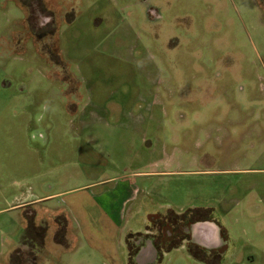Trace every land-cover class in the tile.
<instances>
[{
    "label": "rangeland",
    "instance_id": "1",
    "mask_svg": "<svg viewBox=\"0 0 264 264\" xmlns=\"http://www.w3.org/2000/svg\"><path fill=\"white\" fill-rule=\"evenodd\" d=\"M122 180L134 234L95 197ZM151 245L148 264H264V0H0V264Z\"/></svg>",
    "mask_w": 264,
    "mask_h": 264
},
{
    "label": "crops",
    "instance_id": "2",
    "mask_svg": "<svg viewBox=\"0 0 264 264\" xmlns=\"http://www.w3.org/2000/svg\"><path fill=\"white\" fill-rule=\"evenodd\" d=\"M104 184H107L105 183V180H101L99 182H96L95 186L104 185ZM61 193L62 192H56L48 195L45 194L43 196H33V197L27 195L26 197L24 196L22 198H17V202L12 206L21 210L25 209L26 211L29 212V214H31L33 210L37 211L38 209H42V208H44L42 210H47V209L51 210L52 208H57V205L45 206L44 204L48 201L53 200ZM100 193L101 194L95 197L97 201L102 204L104 210L107 211L106 214L107 215L109 214L111 219L117 221L119 225L123 222L122 220L127 219L126 223L130 231L129 234L137 233L139 230L142 229L143 226H140L139 224H137V222H133V220L136 219L138 212L136 211L131 212V215L127 217L128 216L127 204L131 201L138 199L136 196L137 188H134L131 182L122 180L121 183H119L115 189L109 191L104 190ZM144 223H146L145 219H144ZM196 224L198 225L197 229H200V226L203 224H206L204 226L210 225L209 227L214 225L215 227L213 226L214 227L213 236L214 238H217L219 240L220 238L219 228L217 227L216 224H214V222L205 221V222H197ZM209 229L211 230V228ZM148 248H152V250L155 252V249L152 245ZM145 250L146 249L141 251V254L136 257V259L140 262L139 264H148L150 261L152 262V259L157 255V251L152 254L150 253L151 255H149V258L147 260L145 254L147 253L148 249L146 253H143Z\"/></svg>",
    "mask_w": 264,
    "mask_h": 264
},
{
    "label": "flooded vegetation",
    "instance_id": "3",
    "mask_svg": "<svg viewBox=\"0 0 264 264\" xmlns=\"http://www.w3.org/2000/svg\"><path fill=\"white\" fill-rule=\"evenodd\" d=\"M197 222H202V221H198V220H197V221H194L192 224H196ZM197 228H198V227H197ZM209 228H210V227H209ZM199 233H201V229H199L198 232H197V234H198L199 236H201V242H202V243H199V242H198L199 245H201V246H204V245L208 246V247L211 249L210 251H212V249H215V248H216L215 246H218V245H219V244L216 243L217 241L215 242V238H214L213 235H212V238H211V239L209 238V240H205V241H204V240H203V237H202L203 234H202V233L199 234ZM198 235H196V237H198ZM198 238H199V237H198ZM192 239H193V236H192ZM215 243H216V244H215ZM140 254H141V252L138 253V255H140ZM138 255H137V256H138Z\"/></svg>",
    "mask_w": 264,
    "mask_h": 264
},
{
    "label": "water",
    "instance_id": "4",
    "mask_svg": "<svg viewBox=\"0 0 264 264\" xmlns=\"http://www.w3.org/2000/svg\"><path fill=\"white\" fill-rule=\"evenodd\" d=\"M196 225H197V224H196ZM198 242H199V241H198ZM199 243H201V242H199ZM155 258H156V257H154V258L152 259V262L155 260Z\"/></svg>",
    "mask_w": 264,
    "mask_h": 264
}]
</instances>
